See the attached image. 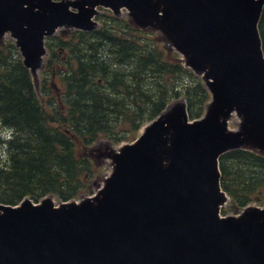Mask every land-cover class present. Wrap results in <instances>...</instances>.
Returning a JSON list of instances; mask_svg holds the SVG:
<instances>
[{"label":"water","instance_id":"water-1","mask_svg":"<svg viewBox=\"0 0 264 264\" xmlns=\"http://www.w3.org/2000/svg\"><path fill=\"white\" fill-rule=\"evenodd\" d=\"M99 6L162 33L211 100L194 120L173 102L135 141L106 145L112 170L92 196L0 202V264H264V207L223 216L220 170L229 151L264 154V0H0V36L37 75L46 38L96 29Z\"/></svg>","mask_w":264,"mask_h":264},{"label":"trees","instance_id":"trees-1","mask_svg":"<svg viewBox=\"0 0 264 264\" xmlns=\"http://www.w3.org/2000/svg\"><path fill=\"white\" fill-rule=\"evenodd\" d=\"M104 19L94 31L49 38L47 62L60 49L69 58L56 70L63 99L47 105L15 47L0 44V125L8 132L0 134V202L48 195L69 201L89 193L100 165L88 151L101 137L112 144L133 141L177 100L186 101L190 119L204 115L209 91L161 36L111 14ZM259 28L264 49V13ZM46 67L51 80L52 65ZM220 170L230 196L225 212L264 201L263 154L229 151L220 157Z\"/></svg>","mask_w":264,"mask_h":264},{"label":"rangeland","instance_id":"rangeland-1","mask_svg":"<svg viewBox=\"0 0 264 264\" xmlns=\"http://www.w3.org/2000/svg\"><path fill=\"white\" fill-rule=\"evenodd\" d=\"M101 10V15L100 17L97 19L99 21V23L102 25V19L105 17V16H109L107 15L108 14V10L107 9H104V8H100ZM126 14L123 15V19H124V16ZM126 17V16H125ZM109 18H107L108 20ZM106 19H104L105 21ZM63 31H66L67 33H62ZM70 32V29H66V30H58L56 32V36H58L59 34H64L65 37L68 36ZM162 35V34H161ZM160 35V36H161ZM159 36V38H160ZM158 38V39H159ZM49 41V39H48ZM159 41H165V39L161 36V39H159ZM168 45H170L168 43ZM171 46V45H170ZM15 49L17 52V54H19V56L21 57L22 59V54L20 53V50L19 48H17L15 46ZM172 49V48H171ZM62 55V54H61ZM61 55L59 54V57H56L54 60H51V63H48L46 62V64L44 63V65H48V64H51L52 65V68L53 69H56L57 71H60L62 69H64V64L62 63L61 61ZM46 59V58H45ZM192 73H194L192 71ZM43 74V75H42ZM195 74V73H194ZM51 75V74H50ZM50 75H47V73L44 74V71L40 72L39 71V74L38 75H33L32 76V79L36 85V93L38 94L41 102L44 104V105H47L49 103H55V101L58 100V95H59V92L62 94V92L64 91V86H63V83L59 81V79L57 80H54V78L52 77L51 80L50 79ZM196 75V74H195ZM197 77H200L198 75H196ZM190 79H192V77H189L188 80L184 81L183 79H181L182 82H187L188 81H191ZM46 80V82H45ZM45 82V83H44ZM44 85V86H43ZM63 99V98H62ZM210 101V100H209ZM208 101V102H209ZM238 123H239V118L235 115L233 117V119L231 120L230 122V129H236L237 126H238ZM118 129H120V126L117 127ZM5 133H8L6 132L2 126L0 125V134L2 135V138L5 137ZM141 132H139L140 134ZM138 134V135H139ZM7 138V137H6ZM132 141H124L122 143H119V144H112L109 142V140L106 138V137H101L99 140H97V142L91 147V149H89L88 151V154L91 156V158L93 159V161H97V158L98 155L105 151V146L106 145H114L115 147H120L121 145L125 144V143H130ZM2 150V145H0V152ZM254 153L256 154H260L262 155L259 151H256L254 150L253 151ZM104 158H101L99 159L100 160V166L97 168V172L96 174L91 177L90 181L92 183V185H94V182L97 181V183L99 184L100 182H103L105 180V178L109 175V173L111 172L112 170V166H111V162L107 159V160H103ZM96 189L95 187L92 188V191L89 192V193H85V194H80L78 197L76 198H73L71 200H79L80 198H84L86 196H90V195H93L95 193ZM48 196H51L53 197V199L56 201V203H61L60 199L55 197V196H52V195H48ZM229 196V195H228ZM35 202V201H34ZM230 202V196H229V201ZM252 205H259L261 207H264V201H261V202H258V201H253L251 202ZM229 204L225 205L224 206V210H223V215H232L234 214L233 212H225V209L228 208Z\"/></svg>","mask_w":264,"mask_h":264},{"label":"flooded vegetation","instance_id":"flooded-vegetation-1","mask_svg":"<svg viewBox=\"0 0 264 264\" xmlns=\"http://www.w3.org/2000/svg\"><path fill=\"white\" fill-rule=\"evenodd\" d=\"M263 13H264V10H263ZM262 18V17H261ZM66 33V32H65ZM0 44L2 45V46H4V47H6L7 45L10 47V46H12L13 45V47H15L16 45H15V41H14V39L11 37V35H10V33H6V34H4L3 36H0ZM57 45V44H56ZM50 54H51V52H50ZM59 54L61 55V61H67L68 60V55L65 53V51H63L62 49H60V52H59ZM55 58H53V60H54ZM52 68V67H51ZM52 72H53V78H54V80H57V73H56V69H53L52 70ZM63 94H64V91L62 92V94L59 92V97H58V100L59 101H61L62 100V97H63Z\"/></svg>","mask_w":264,"mask_h":264}]
</instances>
